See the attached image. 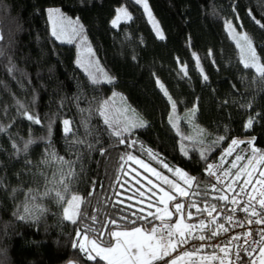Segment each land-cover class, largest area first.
Here are the masks:
<instances>
[{"label": "trees", "instance_id": "16d2710c", "mask_svg": "<svg viewBox=\"0 0 264 264\" xmlns=\"http://www.w3.org/2000/svg\"><path fill=\"white\" fill-rule=\"evenodd\" d=\"M147 4L163 39L135 0H0V125L5 129L0 132V264H95L78 247L77 233L112 243L113 230L160 225L147 207L155 197L152 182L183 201L188 223L214 217L227 206L204 175L207 164L232 139L254 137L255 147L264 152V80L242 65L226 32V22H232L251 38L264 63V28L252 18L264 24V0H147ZM53 8L79 19L111 83L93 84L76 64L75 45L52 37L47 10ZM120 8L131 19H121L113 27ZM12 65L14 73L8 71ZM116 97L136 120L146 122L124 145L108 134L97 111ZM17 102L41 124L21 115ZM249 116L256 120L245 129ZM63 119L73 121L76 138L84 141L72 150L62 132ZM221 136L224 139L214 144ZM29 140L33 142L25 152ZM132 140L136 143L130 148ZM209 146L204 161L200 152ZM149 150L195 179L169 172ZM50 152L67 160H77L79 154L78 178L65 193L68 198L81 197L75 224L63 219V207L53 198L60 166L54 158L44 163ZM129 153L187 188L189 196L183 198L167 182L151 177L128 159ZM29 193L43 214L20 219L17 213L23 214ZM189 211L195 216L188 218Z\"/></svg>", "mask_w": 264, "mask_h": 264}, {"label": "snow or ice", "instance_id": "6c2138e0", "mask_svg": "<svg viewBox=\"0 0 264 264\" xmlns=\"http://www.w3.org/2000/svg\"><path fill=\"white\" fill-rule=\"evenodd\" d=\"M135 3L141 5L145 12L149 15L151 22L154 25V28L158 29V25L156 24L154 18H151V13L148 8L147 0H135ZM48 15L51 18L53 17H59L61 20H67V17H64L61 13V10L56 9H48ZM251 16V12L249 13ZM255 23H257L261 28H264V24L261 23V21L256 20L255 17H252ZM121 19H131L130 14L127 12L126 9L120 8L117 9V17L112 21L113 27L117 26L118 22ZM226 26L230 31H234L232 28L231 22H226ZM79 29L74 28L73 32L78 34ZM52 35L56 37L57 39H60V36L58 35L57 31L53 30ZM157 35L159 38L163 39V34L160 31H157ZM240 39L244 41V45L241 46L238 42L237 46L241 47V63L245 68H252L255 70L257 78L264 80V63L261 62V57L257 54L256 49L253 47V42L250 37L247 35L242 36ZM0 40H3V35L0 34ZM71 43V39L68 41ZM2 54V53H0ZM182 71H185V69H181ZM8 71L10 73H14L16 71L15 66L12 65L9 67ZM201 74L203 75V71L201 70ZM90 79L93 84H99L102 82L111 83L112 78L109 77L106 73L104 74L103 80H101L99 77L91 75ZM203 79L206 81L208 77L206 75H203ZM158 86L161 88V90L164 92V94L167 96L168 93L164 89V86L160 84L159 81H157ZM169 100L171 102V97H169ZM19 109H22L21 115H23L27 120L33 122L34 124H41L40 118L34 116L33 114L29 113L28 109L24 107V105L17 102ZM175 107V105L173 104ZM83 112L84 110L81 109ZM99 116L103 119V123L106 126V130L108 131V134L111 137H115L118 139V143L121 145H124L126 143V139L128 136L133 135V130L136 128L144 127L145 121L143 120H135V121H127L125 120L123 123L121 121L114 119L110 113L107 110V101L104 102L100 106V108L97 110ZM196 114V107L193 106L191 110V116L194 118ZM256 120V117L249 116V119L246 121L244 127L245 129H249L253 126L254 122ZM49 135H51V125L49 124ZM5 131L4 127L0 125V132ZM62 132L65 135L66 142H69V149L72 150L74 145H78L81 143H84L83 140H80L76 138V133L73 126V121L70 119H63L62 120ZM86 132L87 134L91 135L92 132L87 128L86 125ZM224 137H219L216 141H214V144L219 143L220 140H223ZM254 137L249 138L248 140H240V139H232L230 148L225 152V155L231 154V150L234 146L238 144H248L249 146H252L254 143ZM33 141L29 140L25 143L23 151L27 152L28 145L31 144ZM136 141L132 140L128 143V147H134ZM89 149L93 147L92 144L88 145ZM211 150V146L207 150H202L200 152L201 159L204 161H207V151ZM185 155H187V149H182ZM252 153H260L259 159L257 160V163H264V152H260V150L256 149L255 147H251ZM103 154V153H102ZM149 155L152 159L157 160L158 163L162 165L163 168L167 169L169 172H172L174 175H178L183 177L185 180H191L195 179L190 177L187 173H185L180 168L171 166L169 163H167L162 157L159 156V154L152 152L149 150ZM54 158L56 164H58L60 167L58 169V175L59 179L54 181V183L57 186V189L55 191L54 199L57 200L58 203H61V206L63 207V219L71 221L73 224H75L77 221L74 218L77 215V209L79 208V205L81 203V197L79 195H71L70 198H68L65 193L69 192V186L73 184L76 179L78 178V174L75 171V165L78 162L79 154H77V160H67L63 157L58 156L55 152L48 153V158L44 161V163H48L50 159ZM128 159L133 160L137 164H142L145 171L149 173H153L156 177H158L161 181L167 182L171 188L175 190V192L178 195L186 196L188 195L187 192H185L182 188L179 187V184H173L172 181L168 180L167 176L162 175L161 172L157 171L156 168L151 167L149 164H145L142 160H140L137 157L132 156L130 153L128 154ZM237 160L242 159V157L237 156ZM249 164H251V159H249ZM217 165L214 164H207L206 171L208 172L209 176H214L215 172L213 171L215 168H217ZM251 173H249L250 175ZM260 176L264 177V171H261L259 173ZM219 179V177H217ZM151 183V181H149ZM244 183H248V181H245ZM259 183L264 184V181H259ZM215 187V185H213ZM229 189L232 188V185L230 184ZM163 192V195L159 197V203L166 204L168 201H174V209L176 214H182L185 211V205L177 201V196L170 194L168 191H165L163 188L160 189ZM244 188L243 186L240 187V192L236 193V195H240L243 193ZM50 192L46 191L45 195H49ZM92 193H89L91 195ZM143 195V193H141ZM155 195V194H154ZM262 197H264V192H261L260 194ZM225 197L221 196L220 199H224ZM234 202H235V198ZM255 199L254 196L250 197L249 204L251 203V200ZM260 207L264 209V199H260L258 201ZM66 204V206H64ZM151 206V205H150ZM194 205H189V207H192ZM215 206H213L214 210ZM243 211L249 210V205H245L242 209ZM158 211H160L158 209ZM43 214V209L36 203L33 202L31 199V193H29V199L27 200L24 208H23V214L17 213L18 217L20 219H37L39 215ZM251 214L253 216L258 215L255 208H252ZM82 216L83 213H80ZM149 215H152L149 213ZM173 214L168 211H164L163 215H157L155 216V219L165 221L166 218L170 219ZM141 220L145 219L144 217H140ZM227 219L231 221L233 219L232 216H228ZM256 223H261L262 221L257 219L255 221ZM115 223V222H113ZM203 223V221H201ZM164 227L167 229L166 232V238L165 233L161 232L159 239H157V228L151 227V228H141V227H134L131 229V231H111L109 235L112 239L115 240V243L112 244L110 242H100L95 239H89L87 235L83 237V239L79 242V248L82 252L87 254V259L89 261H94L95 264H100V261L105 262V264H160V262H163V264H179V261L182 257L192 256L195 254V252H189V251H183L179 255L173 257L172 253L176 252L178 248L182 247L184 244L188 243L187 238L185 237L184 229L180 227V221L177 220L174 225H169L167 223L164 224ZM222 227V226H221ZM91 231V229H89ZM226 231V229H225ZM78 236L81 234L78 232ZM213 236L217 235L216 232L212 233ZM179 237V238H177ZM239 239V237H237ZM199 240L203 241L205 240L204 235L199 236ZM247 243V241H246ZM253 243L264 245V230L261 231V239L258 241H253ZM87 245V246H86ZM76 247L77 245L74 243L73 245ZM245 252H255L256 249H252L249 245V248L244 249ZM262 256H264V247H261L259 249ZM94 253V255H93ZM165 257H168L169 259H165ZM242 259V258H241Z\"/></svg>", "mask_w": 264, "mask_h": 264}, {"label": "built area", "instance_id": "2783aa9c", "mask_svg": "<svg viewBox=\"0 0 264 264\" xmlns=\"http://www.w3.org/2000/svg\"><path fill=\"white\" fill-rule=\"evenodd\" d=\"M230 144L218 158L209 163L218 166L213 170L215 175L209 176L206 171L207 167L204 171L206 178L225 197L226 210L214 217H205L190 223L186 237L188 243L180 247L173 255L175 257L183 251H194L195 254L190 257L187 264H249L258 258L259 249L263 246L253 243V241L260 240L261 231L264 230V209L258 203L260 199H264L260 195L261 192H264V184L259 183V181H264V177L259 175L261 171H264V167L257 168L253 162L251 164L247 162L245 170L238 166V162L243 160L236 159L237 156L242 157L239 151H242L245 145L249 149L255 147L254 143L252 146L238 144L232 148L231 154L225 155ZM249 173L251 174L249 175ZM245 181L248 183H244ZM230 184L232 185L231 189L228 187ZM241 186L244 188L243 193L236 195L240 192ZM185 192L188 193L186 195L188 197L189 190H185ZM252 196L255 199H252L249 204ZM233 198H235V202ZM245 205H249L247 212L242 210ZM253 207L258 213L256 216L251 214ZM228 216H232L233 219L229 221ZM257 219L262 222L256 223ZM155 227L157 228V237L161 232H164L166 238L167 230L160 225ZM213 232H216L217 235L213 236ZM200 235H204L205 240H199ZM249 245L256 251L245 252L244 249L249 248Z\"/></svg>", "mask_w": 264, "mask_h": 264}, {"label": "rangeland", "instance_id": "374dc122", "mask_svg": "<svg viewBox=\"0 0 264 264\" xmlns=\"http://www.w3.org/2000/svg\"><path fill=\"white\" fill-rule=\"evenodd\" d=\"M139 6L142 8L143 12L148 17L149 22H150L152 28L154 29L155 34L157 35V31L158 30L156 28H154V25L151 22L149 15L145 12L144 8L141 5H139ZM53 9H56V8H53ZM63 16L67 17V20H61L59 17H53V18L50 19L49 15H48V12H47V18H48V23H49L50 34L52 35L53 30H55V31H57L58 35L60 36V39H57L56 37H54L52 35V37L56 41H58L59 43H62V44H73V45H75L76 51H77V58H76L77 66L89 78H90V74H91V75L97 76L101 80H103V77H104V74L106 73V71L102 67L98 57L95 55L93 49L89 45L88 39H87V37L84 34V29H83V26H82L81 22L79 21V19L77 17H69V16H66L64 14H63ZM151 18H153L152 15H151ZM231 24H232V28L234 29V31H230L227 28V26H226V32H227L230 40L237 47V49L239 51V55H240V60H241V47H238L237 44L239 42V44L241 46L244 45V41L242 39H240V38L242 36H244L245 34L243 32H240L235 27V25L232 22H231ZM74 28L80 30L78 34L73 32ZM70 39H71V43L68 42ZM250 69H252V68H250ZM252 70L255 72L254 69H252ZM107 107H108V111L117 114V116L119 118H121V119H124V120H127V121H135L136 120L135 116L133 115V112L125 105V103H124V101H123V99L121 97L112 98L110 104ZM239 154L242 155V159L243 160L238 162V166L239 167H243V170L246 169L247 162H249V159H251V162H253V164L256 165L257 168L259 167L261 169V168L264 167V163H259V164L257 163V160L259 159L260 153L259 152L255 153V154L252 153L251 149H249L246 145L244 146V149L242 151H239ZM140 165L143 167L142 164H140ZM147 173L150 174L151 177L159 179L153 173H149V172H147ZM179 177L182 178L181 176H179ZM162 186L160 184H155L154 182H152V187L155 189V193H154L155 197L152 196V198L150 199V202L147 203V205H148L147 207L150 208L151 212L155 216L163 215V212L165 210L168 211V212H171L173 215L171 216L170 219L166 218L165 221H161V220H158V219H156V220L158 222H160L159 223L160 226L162 228H164V229H166L164 227L165 223H167L169 225H174L176 223V221L179 220L180 221V227L184 229L185 237H187V234L189 232L190 223H188L184 219V212L182 214H176L174 206H173L174 204L171 205L172 201H168L166 204L159 203V197L163 195V192L160 190L161 188H163ZM181 188L185 189V190H188L185 187L184 188L181 187ZM163 189L165 191H167L165 188H163ZM173 191H174V193H176L174 189H173ZM180 196H182L183 198L187 197V196H183V195H180ZM180 203L183 204V201H181ZM158 209L160 211H158ZM194 216H195V214L193 212H191V211L188 212V218H192ZM76 217H77V215L74 218L76 219ZM138 227H141L142 229L144 228L142 225L138 226ZM113 231H131V229L130 230H113ZM84 236L85 235H80L79 236L78 247H79L80 240L83 239ZM177 238H179V237H177ZM157 239H159V237H157ZM111 240H112V244H114L115 240L112 239V238H111ZM178 249H177V251H178ZM176 252H173L172 256ZM84 254L86 255V258H87V254L86 253H84ZM93 255H94V253H93ZM190 257L191 256L182 257L180 261H184L182 264H187V262L190 259ZM165 259H168V257H165ZM180 261H179V264H181ZM69 264H75V263H69ZM249 264H264V256H262L261 253H260L259 258H257L256 260L251 261Z\"/></svg>", "mask_w": 264, "mask_h": 264}, {"label": "crops", "instance_id": "0c3cea01", "mask_svg": "<svg viewBox=\"0 0 264 264\" xmlns=\"http://www.w3.org/2000/svg\"><path fill=\"white\" fill-rule=\"evenodd\" d=\"M262 247H264V245L262 246ZM259 256H260V251H259V253H258V258H259ZM184 261H180V263L182 264Z\"/></svg>", "mask_w": 264, "mask_h": 264}, {"label": "water", "instance_id": "95a60500", "mask_svg": "<svg viewBox=\"0 0 264 264\" xmlns=\"http://www.w3.org/2000/svg\"><path fill=\"white\" fill-rule=\"evenodd\" d=\"M249 138H245L244 140H248Z\"/></svg>", "mask_w": 264, "mask_h": 264}]
</instances>
